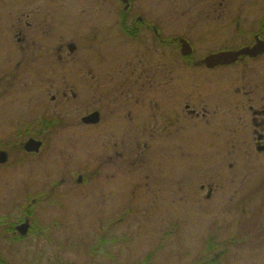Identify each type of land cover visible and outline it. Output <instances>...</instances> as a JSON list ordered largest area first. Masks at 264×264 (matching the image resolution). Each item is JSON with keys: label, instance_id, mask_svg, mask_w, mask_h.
<instances>
[{"label": "rangeland", "instance_id": "1", "mask_svg": "<svg viewBox=\"0 0 264 264\" xmlns=\"http://www.w3.org/2000/svg\"><path fill=\"white\" fill-rule=\"evenodd\" d=\"M121 6L0 0V233L34 211L19 250L53 260L39 264H202L220 245L215 264H264V154L246 149L264 132V56L193 66L264 40V0H134L150 26L135 39Z\"/></svg>", "mask_w": 264, "mask_h": 264}, {"label": "flooded vegetation", "instance_id": "2", "mask_svg": "<svg viewBox=\"0 0 264 264\" xmlns=\"http://www.w3.org/2000/svg\"><path fill=\"white\" fill-rule=\"evenodd\" d=\"M119 2L122 5L121 6L122 7V12H121L122 15H121V22H120L121 29L131 39H135L138 37L137 35L139 33H141L142 29H143V31H145V29H147V28H145L146 25H148L147 27H150L149 22L146 21L147 19L145 17L141 18L139 16H137V18H136L137 20H135V18H134L135 15H132V5L134 3V0H119ZM23 18H24V20H27L25 25L30 27L31 24L28 23L29 16L21 14V17L19 18V20L21 21ZM153 29H154L153 30L154 35L156 37L161 38L160 30L158 29V27L154 26ZM17 34L23 35V31L21 29H19L17 31ZM256 37L259 38L260 40H262L259 35H255L254 36V43L252 45H248L245 47L254 46ZM159 38H157V39H159ZM180 40L181 39L178 40L179 47H181ZM24 41H25V37L18 39V42H20V43H24ZM180 53H181V51H180ZM262 56H264V54L260 55L256 58L241 57L238 60V62H236L232 65H236L237 63L241 62L243 59H246V58H250V59L255 60V59H258ZM181 57H182L181 59H183L182 55H181ZM201 61L197 62L193 66H195L196 69H200V68L208 69V68H206L205 65L201 64ZM220 67L224 68V67H228V66H218V67H215V69H218ZM165 84H166V82L163 81V86H165ZM187 109H189V107H187ZM94 112H97V111H94ZM189 112L191 115L198 116V113H196L194 110H190ZM254 115H256V113H254ZM99 116H100V114H99ZM100 120H101V118H100ZM99 123H100V121H99ZM253 123L256 124V126H258L257 121L254 120ZM255 133H256V135H255V140H254V144H253V149L251 146H247L246 149L250 150V151L255 150V152L258 155H263L264 154V132L263 131H257ZM24 144H23V146H24ZM42 145H43V143H42ZM23 146H22V148H23ZM0 152H3V151H0ZM26 154L30 155V153H26ZM77 183H79V184L82 183V179L80 178ZM201 189L203 190L204 186H201ZM212 193H213L212 187H208V193H207L206 198L210 199ZM263 203H264V200H263ZM34 213H35L34 211H31L30 214H27L26 217H24L21 221H19L18 223H14L13 226L9 227L6 231V233H4V232L0 233V264H39L41 261H45L44 259H42L43 256L38 255V251L33 247L32 248L27 247V249H25V250H19V248L21 246L26 245V242L29 238L32 239L33 237L36 236V234H35L36 230H34V226H33L34 222H33V218H32ZM23 224H26L28 227L27 232L24 235L18 233V228ZM263 228H264V223H257L255 225V230H262ZM260 232H262V231H260ZM254 236H256V235H254ZM6 237H8V239H6ZM256 237H258V236H256ZM215 240H216V236H212V235L208 236L207 241L210 242L208 245L210 248H214L215 246H217V247L219 246V245L214 244ZM5 243H8L9 249H5ZM219 250H220V253L218 255L221 257L224 256L226 253L225 245L224 246L220 245ZM218 255L214 256V259L212 261H217ZM47 259L49 261H53L51 258H47ZM48 260L45 262H48ZM114 260H115L116 264L120 263L119 258H114ZM212 261H210V262H212ZM81 263H82V260H81Z\"/></svg>", "mask_w": 264, "mask_h": 264}, {"label": "water", "instance_id": "3", "mask_svg": "<svg viewBox=\"0 0 264 264\" xmlns=\"http://www.w3.org/2000/svg\"><path fill=\"white\" fill-rule=\"evenodd\" d=\"M181 55L188 57L192 54V48L187 41L181 39ZM264 53V41L258 40L256 38V44L253 47H246L236 51H223L215 54L208 55L205 57L201 64L205 65L208 69H213L218 66H228L236 63L241 56H249L251 58H256ZM84 125H97L100 121V116L98 112H93L81 119ZM42 143L34 139H29L25 142L23 150L26 153L37 154L40 151ZM7 161V155L5 152H0V164H5ZM27 225L23 224L18 228L19 234H26Z\"/></svg>", "mask_w": 264, "mask_h": 264}, {"label": "trees", "instance_id": "4", "mask_svg": "<svg viewBox=\"0 0 264 264\" xmlns=\"http://www.w3.org/2000/svg\"><path fill=\"white\" fill-rule=\"evenodd\" d=\"M53 125H56V123H51V125L50 126H53ZM40 135H41V132H40ZM101 242H105V241H101ZM101 247H103V245H101ZM210 248V247H209ZM211 251V250H210ZM100 253H104V254H106L105 252H103V251H100ZM222 254V253H221ZM106 258L109 260V261H111V263H113V264H116L115 263V260H114V258H116V257H114V256H106ZM215 262L216 261H212V262H204V263H202V264H215ZM109 262L107 261V264H108ZM104 264H106V263H104ZM201 264V263H200Z\"/></svg>", "mask_w": 264, "mask_h": 264}]
</instances>
